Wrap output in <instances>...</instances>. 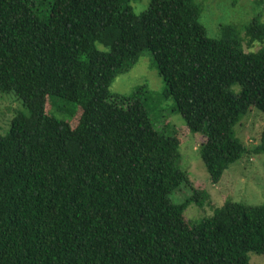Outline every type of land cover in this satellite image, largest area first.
I'll list each match as a JSON object with an SVG mask.
<instances>
[{"label": "trees", "instance_id": "trees-1", "mask_svg": "<svg viewBox=\"0 0 264 264\" xmlns=\"http://www.w3.org/2000/svg\"><path fill=\"white\" fill-rule=\"evenodd\" d=\"M130 1L51 0L44 14L35 0H0V95L27 110L0 134V264H250L249 252L264 254V205L227 200L168 236L195 200L168 197L190 184L176 132L154 129L144 86L109 92L149 51L164 96L204 137L216 184L244 154L264 153V128L252 148L234 135L251 106L264 113V23L221 24L211 38L195 0H150L139 14ZM244 39L263 46L245 51ZM51 97L74 103V124L45 112Z\"/></svg>", "mask_w": 264, "mask_h": 264}, {"label": "rangeland", "instance_id": "rangeland-1", "mask_svg": "<svg viewBox=\"0 0 264 264\" xmlns=\"http://www.w3.org/2000/svg\"><path fill=\"white\" fill-rule=\"evenodd\" d=\"M35 1L37 9L46 14L47 4L51 0ZM42 1L44 5H38V2ZM149 2L150 0H136L130 1L128 5L135 14H139L148 8ZM195 3L202 9L199 22L206 28L211 38L218 37L221 24L241 27L254 17H258L259 21L264 23V0H195ZM261 46L262 43H248L247 39L243 40L245 51H256ZM97 47L100 50L107 49L100 45ZM141 85L145 87L147 94L139 95L145 99L154 129L166 136L176 132L178 167L187 173L190 181V184L181 183L168 197L174 204H181L192 197L195 199L186 206L181 225L166 227L168 236L187 231L203 218L211 216L214 210L227 200L250 206L264 205V153L244 154L238 161L228 166L218 183L212 184L199 155V145L204 141V137L187 129L180 114L174 110L173 99L164 96L165 85L157 73L149 51H143L129 71L114 78L109 86V92L112 95L128 96ZM231 90L238 94L240 87L234 85ZM17 112L27 114L22 101L12 91L0 95L1 135L8 132L11 119ZM45 112L60 121L72 124L76 122V117H73L74 103L58 97H51L50 101L48 100ZM263 128L264 113L251 106L234 126V135L248 148H252L259 143ZM199 191L208 194L209 199L203 201L202 197H199ZM248 258L250 264H264V254L249 252Z\"/></svg>", "mask_w": 264, "mask_h": 264}]
</instances>
